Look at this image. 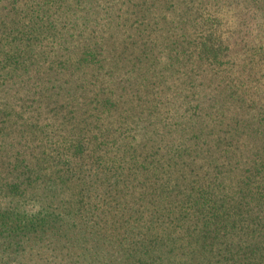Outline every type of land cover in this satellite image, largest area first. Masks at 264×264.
Here are the masks:
<instances>
[{
    "label": "trees",
    "instance_id": "obj_1",
    "mask_svg": "<svg viewBox=\"0 0 264 264\" xmlns=\"http://www.w3.org/2000/svg\"><path fill=\"white\" fill-rule=\"evenodd\" d=\"M0 264H264V0H0Z\"/></svg>",
    "mask_w": 264,
    "mask_h": 264
}]
</instances>
